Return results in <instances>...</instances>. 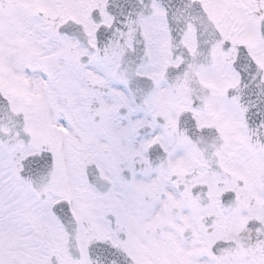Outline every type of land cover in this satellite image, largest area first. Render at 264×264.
Segmentation results:
<instances>
[{
	"label": "snow or ice",
	"instance_id": "6c2138e0",
	"mask_svg": "<svg viewBox=\"0 0 264 264\" xmlns=\"http://www.w3.org/2000/svg\"><path fill=\"white\" fill-rule=\"evenodd\" d=\"M0 264H264V0H0Z\"/></svg>",
	"mask_w": 264,
	"mask_h": 264
}]
</instances>
